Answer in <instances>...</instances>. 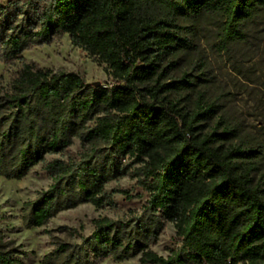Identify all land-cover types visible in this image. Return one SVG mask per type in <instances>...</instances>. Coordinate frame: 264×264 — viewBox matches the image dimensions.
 <instances>
[{"label":"trees","instance_id":"trees-1","mask_svg":"<svg viewBox=\"0 0 264 264\" xmlns=\"http://www.w3.org/2000/svg\"><path fill=\"white\" fill-rule=\"evenodd\" d=\"M264 0H10L0 3V58L22 57L56 33L107 65L111 89L80 75L25 63L0 86V178L22 180L39 164L52 180L23 207L28 229L90 203L114 206L127 194L105 187L132 165L147 193L141 216L94 220L79 243H55L43 264H264V183L255 181L257 152L233 144L234 132L207 130L215 106L194 77L174 76L194 49L193 27L212 20L220 49L247 38ZM187 24H191L188 26ZM195 80H194V79ZM77 158L46 162L74 140ZM133 160L125 165L124 160ZM174 224L180 247L164 258L150 249ZM0 264H25L0 233Z\"/></svg>","mask_w":264,"mask_h":264},{"label":"rangeland","instance_id":"rangeland-1","mask_svg":"<svg viewBox=\"0 0 264 264\" xmlns=\"http://www.w3.org/2000/svg\"><path fill=\"white\" fill-rule=\"evenodd\" d=\"M9 1L0 0V3ZM245 30L246 40L231 44L224 52L219 46L218 26L214 21L195 25L192 30L195 49L181 58L174 76L178 80L186 72L201 78V81L193 78L197 89L215 106L207 130L221 131L228 127L234 132L233 144L255 150L259 157L255 181L264 183V13L248 23ZM25 63H35L55 72L76 73L87 84L115 83L108 75L107 65L73 45L68 34L56 33L48 43L32 44L19 59L0 58V86L8 89ZM81 151V143L75 139L64 153L46 156V162L77 158ZM132 161L123 162L129 165ZM138 167L132 165L126 176L105 187L108 194L114 190L128 192L114 194V206L105 204L97 208L90 203L81 204L58 213L44 226L32 229L24 224L23 207L52 184L44 164L35 166L19 181L0 178V233L21 250L25 264H43L56 242L76 244L80 242L79 235L89 237L94 231V220L108 218L126 222L141 216L148 195L136 178ZM179 247L180 238L174 224L165 222L150 249L167 258ZM139 259V256L125 262L106 259L99 264H140Z\"/></svg>","mask_w":264,"mask_h":264},{"label":"built area","instance_id":"built-area-1","mask_svg":"<svg viewBox=\"0 0 264 264\" xmlns=\"http://www.w3.org/2000/svg\"><path fill=\"white\" fill-rule=\"evenodd\" d=\"M114 84H109V85H103L104 88H108V89H111L113 88Z\"/></svg>","mask_w":264,"mask_h":264},{"label":"water","instance_id":"water-1","mask_svg":"<svg viewBox=\"0 0 264 264\" xmlns=\"http://www.w3.org/2000/svg\"><path fill=\"white\" fill-rule=\"evenodd\" d=\"M93 85L96 86V87L103 86L101 82L94 83Z\"/></svg>","mask_w":264,"mask_h":264}]
</instances>
